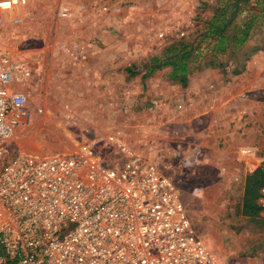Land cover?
Listing matches in <instances>:
<instances>
[{"label":"rangeland","instance_id":"obj_1","mask_svg":"<svg viewBox=\"0 0 264 264\" xmlns=\"http://www.w3.org/2000/svg\"><path fill=\"white\" fill-rule=\"evenodd\" d=\"M225 1L29 0L11 16L21 22L0 32V43L41 73L31 119L8 149L85 150L110 165L131 151L173 180L222 264H264V188L257 215L243 212L264 162V0L242 3L222 37L210 36L207 23ZM63 6L72 17L59 16ZM249 20L238 45L235 29ZM181 44L192 51L185 84L170 66L149 72L169 48L181 54Z\"/></svg>","mask_w":264,"mask_h":264},{"label":"built area","instance_id":"obj_2","mask_svg":"<svg viewBox=\"0 0 264 264\" xmlns=\"http://www.w3.org/2000/svg\"><path fill=\"white\" fill-rule=\"evenodd\" d=\"M28 2L0 0V32ZM58 13L72 17L67 6ZM40 78L0 43V264H222L173 180L133 152L111 165L85 150L11 155Z\"/></svg>","mask_w":264,"mask_h":264},{"label":"trees","instance_id":"obj_3","mask_svg":"<svg viewBox=\"0 0 264 264\" xmlns=\"http://www.w3.org/2000/svg\"><path fill=\"white\" fill-rule=\"evenodd\" d=\"M247 2V0H226L222 2L221 6L217 7L213 13L211 20L207 23L206 33L210 36H221L224 34L226 26L236 18V16L241 13L240 7L242 3ZM220 3V2H219ZM251 20V19H250ZM250 20L244 23V26L236 27V31L232 36L233 42L238 45L244 44L249 38L250 31ZM236 32L239 36L236 35ZM181 54L176 53L175 46L169 48L166 53L159 59H153V65L155 63V68H151L149 72L154 69L161 67H171L170 76L172 80L180 82L182 85L186 82V75L188 72L187 62L191 56L192 51L186 44H181ZM262 168L257 169L259 178L253 177V184L248 185L243 198V212L249 214L251 217H255L257 213L261 210L256 204V200L259 199L260 195L258 190L264 188V162L262 163Z\"/></svg>","mask_w":264,"mask_h":264},{"label":"crops","instance_id":"obj_4","mask_svg":"<svg viewBox=\"0 0 264 264\" xmlns=\"http://www.w3.org/2000/svg\"><path fill=\"white\" fill-rule=\"evenodd\" d=\"M217 1H219V0H217ZM212 16H213V14L211 15V17H210V19H209V20H211Z\"/></svg>","mask_w":264,"mask_h":264}]
</instances>
